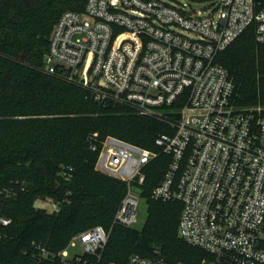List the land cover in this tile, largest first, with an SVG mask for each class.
<instances>
[{
    "label": "built area",
    "instance_id": "obj_1",
    "mask_svg": "<svg viewBox=\"0 0 264 264\" xmlns=\"http://www.w3.org/2000/svg\"><path fill=\"white\" fill-rule=\"evenodd\" d=\"M194 1L207 5L87 0L83 12H65L55 24L45 71L82 86L99 104L130 106L171 129L156 138L158 152L104 141L96 169L128 185L114 225L138 222L140 200L147 202L136 192L144 170L165 155L169 166L151 197L182 205L179 237L213 257L202 264H264V114L236 108L233 79L217 61L250 26L264 46V0ZM127 170L128 178L118 176ZM11 222L0 215V229ZM109 237L96 226L58 253L35 243L32 264H102ZM77 247L82 253L72 254ZM156 253L127 264H167Z\"/></svg>",
    "mask_w": 264,
    "mask_h": 264
},
{
    "label": "trees",
    "instance_id": "obj_2",
    "mask_svg": "<svg viewBox=\"0 0 264 264\" xmlns=\"http://www.w3.org/2000/svg\"><path fill=\"white\" fill-rule=\"evenodd\" d=\"M86 3L0 0V215L12 221L0 229V264H32L35 243L58 253L96 226L110 234L102 264H127L133 255L156 259V252L167 264L212 261L179 237L182 205L151 197L168 169V156L144 170L143 228L113 224L128 185L96 169L104 141L113 137L158 152L156 138L171 129L154 117L128 114L124 108L130 106L99 104L82 86L46 73L53 27L65 12H83ZM217 61L233 79L236 107L264 106V46L256 42L253 26ZM6 191L13 196L5 198ZM38 202L55 203L60 212Z\"/></svg>",
    "mask_w": 264,
    "mask_h": 264
},
{
    "label": "rangeland",
    "instance_id": "obj_3",
    "mask_svg": "<svg viewBox=\"0 0 264 264\" xmlns=\"http://www.w3.org/2000/svg\"><path fill=\"white\" fill-rule=\"evenodd\" d=\"M179 2L183 3V2H188V3H192L193 5H195L196 7L198 8H203L204 6L207 5V3L205 1L202 2V4H197L194 0H178ZM54 29V27H53ZM52 29V31H53ZM52 33V32H51ZM238 108V107H236ZM126 110H128V114H133V115H139L134 109H129V108H124ZM239 109H251V110H260L263 114H264V106L263 105H256V106H247V107H244V108H240ZM141 116V115H139ZM117 139V138H116ZM120 140V139H119ZM122 141V140H121ZM124 142V141H123ZM107 175H110V174H107ZM112 176V175H110ZM118 176L122 177V178H128L129 174H128V170L127 171H124L122 173H119ZM115 178V176H112ZM37 206L40 207V208H43V209H47V210H51V205L47 202H38L37 203ZM147 202L145 199H141L140 200V204L137 208V212H138V222L133 225L132 228L136 229V230H141L145 224V221L147 219ZM72 254L74 253H82V249L80 247H77L75 249H73L71 251ZM203 261H207L206 259L203 260Z\"/></svg>",
    "mask_w": 264,
    "mask_h": 264
},
{
    "label": "water",
    "instance_id": "obj_4",
    "mask_svg": "<svg viewBox=\"0 0 264 264\" xmlns=\"http://www.w3.org/2000/svg\"><path fill=\"white\" fill-rule=\"evenodd\" d=\"M136 192H138V193H142L140 190H136Z\"/></svg>",
    "mask_w": 264,
    "mask_h": 264
}]
</instances>
